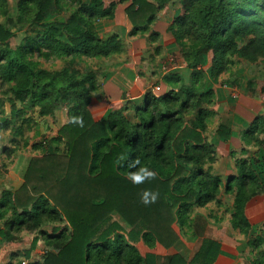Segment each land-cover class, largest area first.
<instances>
[{"label":"trees","instance_id":"16d2710c","mask_svg":"<svg viewBox=\"0 0 264 264\" xmlns=\"http://www.w3.org/2000/svg\"><path fill=\"white\" fill-rule=\"evenodd\" d=\"M63 1L78 10L65 22L45 23L61 11ZM127 1L131 3L124 14L133 26L131 35L147 33L160 0L118 3ZM118 3L21 0L18 20L25 21L34 5L41 27L26 29L25 42L16 48L8 43L16 33L0 25V85L12 99V116L25 113L24 108L53 115L63 102L74 103L54 139L64 143V152L56 149L32 157L22 185L0 194V239L36 231L25 255L30 258L39 242L47 248L41 262L30 264H157L156 255L143 256L138 243L151 249L157 244L173 247L180 239L173 225L189 228L191 210L217 201L222 189V177L207 167L218 158L208 133L217 93L213 87L205 90L202 71L196 70L198 59L205 61L212 53L216 79L235 58L263 59L264 16L229 0H182V14L168 29L194 69L191 82L171 73L164 78L172 88L167 93H148L143 105L129 101L96 120L90 105L99 88V70H89L83 61L124 51L118 34L104 39L96 29L98 21L115 18ZM159 35L151 32L150 39L156 41ZM37 52L47 60H64L65 67H41L31 59ZM17 101L24 107L17 109ZM130 108L132 116L124 113ZM9 123L1 125L7 128ZM216 134L228 142L233 132L221 123ZM243 135L246 144L264 148V116H256ZM236 168L239 174L228 179L225 192L234 193V227L247 235L251 223L245 208L262 188L246 160L238 161ZM263 243L264 235H259L249 246L255 249ZM220 250L218 241L205 238L192 259L175 254L168 264H214ZM258 262L264 263V250Z\"/></svg>","mask_w":264,"mask_h":264},{"label":"rangeland","instance_id":"374dc122","mask_svg":"<svg viewBox=\"0 0 264 264\" xmlns=\"http://www.w3.org/2000/svg\"><path fill=\"white\" fill-rule=\"evenodd\" d=\"M20 1L0 0V25L16 33L8 42L13 48L25 42L28 36L26 29H32L33 27L38 29L41 27L39 23V25L36 24L38 8L34 5H31V14H28V18L26 17L25 21L23 19L18 20ZM118 1L105 0V3L110 5L112 2L118 3ZM229 1L234 2L242 9L255 11V13L264 16V0ZM154 2L159 4L158 0H154ZM164 2L160 0V10L157 13L154 24L147 33L131 35L133 26L124 14L125 8L131 1L117 4L113 20L98 21L96 23L97 32L102 38H108L116 33L123 41L125 49L122 53L109 57L92 58L90 60L87 58L86 61H83L87 64L89 70H99V88L92 101L103 99L110 103V98L105 96L103 82L105 78L111 79L115 77L117 74L116 68L120 66L131 65V67H134L136 70L135 75H139L140 79L146 84L144 95L133 98L134 100L129 99L131 95L128 88L130 87L122 88L121 94L122 99L125 100L124 105L131 101L141 106L148 93L159 96L170 91L172 88L166 84L164 78L171 73L181 75L186 84L191 82L194 69L188 66L180 47L177 45L176 38L168 29L173 20L182 14V0H164ZM61 6V11L49 15L45 23L65 22L72 16L73 12L78 10V6L64 1ZM21 27L25 29L20 30ZM151 32L160 34L156 41L150 39ZM133 45L136 46L135 49H133ZM31 59L39 62L41 67L50 71L61 70L65 67L64 60H47L46 57L38 52ZM233 63L227 72L216 79L211 74L212 53L209 52L205 56V61L202 56L199 57L196 70L202 71V78L206 86L205 90L212 87L215 89V86H220L226 88L230 92V96L236 99H239L240 96L252 97L262 107L264 105V93L262 92L264 85V58L255 62L235 58ZM119 80L123 79L120 77ZM158 86L161 87L160 91L156 89ZM5 89L6 87L0 85V194L3 191H15L22 185L24 174L32 157L52 152L56 149L64 152V143L57 142L54 139L57 137L58 129L68 121L69 112L74 106L71 101L63 102L53 115L48 116L40 115L39 108H24L22 110L25 113L13 117V102L11 97L4 93ZM244 103H248L247 100H244ZM235 104H237V101ZM235 104H229V106L233 107ZM217 106V101L215 102L214 100L213 108L215 111L216 108L218 109ZM23 107L20 102H16L17 109ZM254 108L258 109V107ZM124 113L132 116L133 109L130 108L128 112L125 111ZM242 113V119L248 116L251 121L245 126V129L236 130L237 140L233 141L229 149H227L228 142H222L219 147L214 141L218 158L212 165L207 167H211L213 175L217 174L222 177L223 185L217 201L204 207H194L189 213V235L194 237L189 238V260L200 248L202 241L205 239V229L209 224L217 228L218 231H222L225 238L233 241V246L235 247L231 248L232 252L225 254L227 258L229 257L232 260L230 264H259V252L264 250V243L254 249L249 246V241L259 235H264V148L259 144L245 143L243 132L256 117L253 118L255 114L247 115L248 112L245 110ZM259 115L264 116V112ZM237 116L239 115L237 114L235 118ZM225 120L226 115L216 111L209 120V139L216 137L218 125ZM7 121L10 122L7 128L1 125H4ZM228 121L230 122V120ZM228 121L226 120L224 123L232 128ZM237 125L240 126L241 124L238 123ZM242 160H246L249 167L257 173L262 188L259 194L249 199L245 208L246 216L251 223V230L247 235L234 227L232 221L234 193L228 194L225 192V185L228 179L233 175L239 174L236 164ZM226 166L234 168L227 173L225 172ZM219 171H223V174ZM254 188L256 189V187ZM2 226L0 224V227ZM35 234H37L36 231L23 230L7 240L0 239V264L41 262L47 252L44 242H39L30 258L25 255V251L30 248Z\"/></svg>","mask_w":264,"mask_h":264},{"label":"crops","instance_id":"0c3cea01","mask_svg":"<svg viewBox=\"0 0 264 264\" xmlns=\"http://www.w3.org/2000/svg\"><path fill=\"white\" fill-rule=\"evenodd\" d=\"M135 47L136 46L133 45V49H135ZM116 72L117 74L115 75V77H112L111 79L105 78L103 82L105 96L110 98V103L103 99H95L90 105L91 112L96 120L105 118L109 111L119 110L124 106L125 100L122 99V88H128V86L130 87L128 88L129 94L131 95L129 99L132 100H134L133 98L141 97L146 91V84L140 79L139 75H135L136 70L134 67H131V65H127L124 67L120 66L119 68H116ZM120 77L123 80H119ZM215 89L217 93L218 105V109L216 108V111L217 113L225 114L226 120H230V122H228L232 127L231 129L233 135L230 141H228L229 144L227 146V149H229L231 144H233V141L235 139L237 140L236 130H240V128L241 130L245 129V126H247L251 121L248 116H244V119L241 118L243 115L242 111H247V115L255 114V116L253 117L255 118L256 116L264 112V105L262 107L259 106L260 103L256 102L252 97L250 98L249 96H240L239 99H236L235 97L230 96V92H228L226 88L220 86H215ZM235 100L237 101V104H235ZM244 100H247L248 103H244ZM229 104H235V106L230 107ZM254 107H258V109H255ZM237 114L240 117L237 116V118H235ZM232 116L234 117L233 119ZM237 119L238 121H236ZM226 120L222 121V123L226 122ZM238 123L241 125L238 126ZM221 140L216 139V137L213 138V141H215L219 147L220 145H222V142H225L224 140ZM232 168L226 166L225 172H231V170H233ZM219 172H222L223 174V171ZM173 227L180 237L179 241L173 247L164 248L162 245L157 244L155 248L151 249L147 245H145L143 241H141L138 243V248L140 249L142 255L144 256L147 253L155 254L157 264H168V258L175 254H180L189 261V238L194 237L189 235V228L182 229L178 223H175ZM205 238L218 241L221 244L219 257L214 264H230L232 260L229 257L227 258L225 254H227V252H232L231 248L235 247L233 246V241L225 238L222 231H218L217 228H214L209 224L205 229Z\"/></svg>","mask_w":264,"mask_h":264},{"label":"built area","instance_id":"2783aa9c","mask_svg":"<svg viewBox=\"0 0 264 264\" xmlns=\"http://www.w3.org/2000/svg\"><path fill=\"white\" fill-rule=\"evenodd\" d=\"M156 89H157L158 91H160V90H161V87L158 86V87H156Z\"/></svg>","mask_w":264,"mask_h":264}]
</instances>
